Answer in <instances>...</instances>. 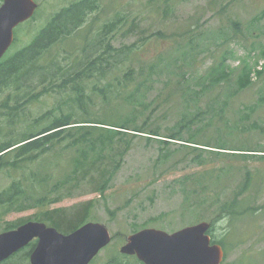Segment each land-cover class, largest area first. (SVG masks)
Returning a JSON list of instances; mask_svg holds the SVG:
<instances>
[{
	"label": "rangeland",
	"instance_id": "374dc122",
	"mask_svg": "<svg viewBox=\"0 0 264 264\" xmlns=\"http://www.w3.org/2000/svg\"><path fill=\"white\" fill-rule=\"evenodd\" d=\"M73 1L76 0H36L39 6L34 17L15 28L18 41L14 52L31 45L54 14ZM97 3V8L85 16L73 33L43 50L38 62L49 70L55 67L51 66L53 62L59 65L56 84L61 85L65 70H72L83 58L106 50L108 43L116 49L138 41L141 64L160 65V75L155 77L152 88L130 96L135 86L122 89L129 82L123 75V64L115 63L105 76L101 72L82 82L84 101L89 102L84 109L72 103L70 92L59 88L44 92L40 83L28 85L27 80L20 81L19 87V84L0 86V103L15 105L30 93L42 92L39 100L27 105L29 116L52 109L59 112V105L66 112L74 109L79 117L110 121L97 126L121 131L114 134L118 135V141L132 143L131 149L103 194L69 198L50 208L6 212L0 215V232L5 231L8 222L38 221L35 218L39 212L53 208L66 209L70 220L77 205L93 201L88 221L103 223L112 235L111 243L90 263L103 264L111 255L120 253L127 237L137 231L158 228L172 233L216 217L218 206L211 200L205 198L201 204L191 205L196 196L186 194L184 188L190 183H183L190 175L214 165L224 167V175L214 182L224 194L239 191L248 170L254 177V186L245 194L253 191L254 198L247 208L252 211L250 215L237 219L233 226L228 217L217 224V233L236 229L235 238H228L229 254L224 264H264V73L260 76L257 72L264 69V0H98ZM123 15L128 18L124 30ZM109 22L114 23L115 30L105 42L103 27ZM188 24L195 27L193 43H188L190 38L177 43L172 38L154 37L158 31L170 36ZM188 48L192 52L191 68L180 70L174 63L189 56L184 57V52L178 51ZM221 62H225V71L229 73L225 82L209 86L201 94L187 92L184 96L178 90L176 84L184 72L189 74L187 83L195 85L211 66H219ZM246 67L253 69L248 78L242 74ZM119 77L123 87L119 85ZM171 77L173 81L168 84ZM247 82L252 83L244 85ZM108 83L112 84L111 91H95L94 87L104 88ZM184 119L195 120L183 134L194 135L196 142L205 145L168 138ZM127 121L132 129L144 128L146 132L109 125ZM151 130L159 135L151 134ZM219 144H225L227 149L218 148ZM201 154L216 161L203 165L191 161ZM11 181L4 173L0 175V193ZM91 188L94 186L87 185L83 190ZM49 222L44 223L55 227Z\"/></svg>",
	"mask_w": 264,
	"mask_h": 264
},
{
	"label": "trees",
	"instance_id": "16d2710c",
	"mask_svg": "<svg viewBox=\"0 0 264 264\" xmlns=\"http://www.w3.org/2000/svg\"><path fill=\"white\" fill-rule=\"evenodd\" d=\"M2 1L0 0V3ZM97 1L76 0L55 13L31 45L25 46L17 53L16 57L5 62L8 65L0 66V86L18 85L19 83L21 84L20 81L27 80L28 85L35 83L38 86L40 83L44 92L59 88L63 92L73 94L72 103L75 102L80 106V109H84L89 102L87 100L84 101L85 88L82 82L101 72V76H105L114 67L115 63H121L123 64V75L129 83L123 87L120 77L118 82L120 87H123V90L131 87V85L135 86L130 96H133L136 91L138 92L141 89L145 91L152 88L155 77L160 75L158 71L160 65L156 63L150 65L141 64L143 60L139 58L138 41L133 45L116 49L112 48L111 44L108 43L106 50L96 56L89 55L83 58L78 67L76 65L72 70H65L63 73L64 80L61 85L56 84V79L60 74V66L53 62L51 66L55 67L49 70L47 66L45 67V65L38 62V59L43 55V50L50 48L52 44L60 39L69 36L80 26L85 16L91 10L97 8ZM167 6L169 5L167 4ZM165 11L168 13L169 9L167 8ZM120 20L121 17L118 18V21ZM127 24L128 18L123 15V30ZM131 24L133 27L135 23L132 22ZM234 25L237 26L238 23L234 22ZM103 28L105 41L108 39V35L114 32L115 25L109 22ZM194 28V26L190 27L188 24L177 29L170 36L158 31L154 37H156V40L172 38L177 43L190 38L188 43H193V37L191 38V36L195 34ZM142 40H144L143 42L146 41L144 38ZM178 52H184V57H189L185 61L178 60L174 64L178 65L180 70L184 68L190 69L192 64L191 49L188 48ZM224 63L221 62L219 66H211L207 75L202 76L195 85L187 83L186 79L189 74L184 72L177 81L178 90H181L184 96L187 92L201 94L205 88L225 82L229 77V73L225 71ZM140 64L141 67L138 70L137 68ZM246 68L242 71V74L248 78L252 74L253 69L251 67ZM257 72L261 76L264 73V69ZM172 81L173 77L169 79L168 84L172 83ZM251 83L247 82L244 85ZM111 87L112 84L108 83L104 88L94 87V89L105 93L107 90L111 91ZM41 93H30L15 105H10L7 101L0 103V175L4 173L12 179L8 188L0 193V215L6 212L24 211L37 207L50 208L52 205L66 199L88 193L103 194L109 188L115 174L121 168V163H124L125 157L131 149L132 143L124 139L122 143V141H118V135L114 134L121 131L97 126L98 124L107 125L110 121L105 123L106 121H94L86 116L79 117L74 109L66 112L59 105L61 109L59 112L52 109L38 116H29L26 111L27 105L39 100ZM144 107H146L145 103ZM194 120L184 119L181 121L178 129L170 133L168 138L202 144L196 142L197 140L193 138L194 135L186 137L183 134V131L186 130L189 124L194 123ZM109 125L125 130L132 129L128 121ZM132 130L146 132V129L139 127H135ZM104 131L106 132L104 133ZM151 134L159 135V132L151 130ZM217 147L227 149L225 144H219ZM233 150L241 151V149ZM69 154L70 156L67 160V155ZM42 158L45 161H41ZM191 161L198 165H203L214 164L216 159L207 160V157L201 154L199 157L191 159ZM65 162H67L66 166L64 165ZM223 168L213 165L190 175L184 181L180 179V181H183L184 184L190 183V186L184 188V192L186 194L191 192V196H196L192 203L190 202L191 205L201 204V200L206 198L218 206L216 209L218 211L217 216L209 221L212 224L209 234L213 243H218L224 248L226 261L229 254L228 238L236 236V229L233 227L225 233H217V224L224 217H228L233 226L237 219L250 215L252 211L247 208L251 198H254L252 196L253 191L248 195L245 194L254 186V177L248 170L246 179L239 191L234 194L226 192L224 194L219 186L218 188L214 186V182L224 175L222 173ZM87 185H93L94 188L83 190ZM92 205L93 201L77 205L71 213L73 216L70 217V220L67 218L69 214L66 215V209L62 208L39 212L35 220L50 221L51 225L67 234L88 221ZM22 223L8 222L4 229L5 231L11 230ZM239 241L242 240L239 239ZM36 242H31L0 264H30V254L35 248ZM103 264L144 263L136 256H127L116 252Z\"/></svg>",
	"mask_w": 264,
	"mask_h": 264
},
{
	"label": "water",
	"instance_id": "95a60500",
	"mask_svg": "<svg viewBox=\"0 0 264 264\" xmlns=\"http://www.w3.org/2000/svg\"><path fill=\"white\" fill-rule=\"evenodd\" d=\"M35 0H3L0 5V59L14 40V30L33 17ZM211 222L200 221L172 233L145 228L127 237L120 253L144 264H223L225 250L212 242ZM37 240L30 264H90L112 241L106 225L88 221L62 233L40 221H27L0 232V263Z\"/></svg>",
	"mask_w": 264,
	"mask_h": 264
},
{
	"label": "flooded vegetation",
	"instance_id": "af4514ba",
	"mask_svg": "<svg viewBox=\"0 0 264 264\" xmlns=\"http://www.w3.org/2000/svg\"><path fill=\"white\" fill-rule=\"evenodd\" d=\"M3 2V1H2ZM2 2L0 3V5L2 4ZM39 5V4H38ZM36 13V12H35ZM24 23V22H23ZM23 23H21L20 25H22ZM26 23V22H25ZM19 25V26H20ZM18 41V37L16 35V32H14V40L12 42V44L10 45V47L6 50V52L4 53V55L2 56V58L0 59V66L4 67L6 65H8L7 61H9L10 59H12L13 57H16L17 53L21 50H19L18 52H14V45L16 44V42ZM17 45V44H16ZM28 46V45H27ZM24 48V47H23Z\"/></svg>",
	"mask_w": 264,
	"mask_h": 264
}]
</instances>
